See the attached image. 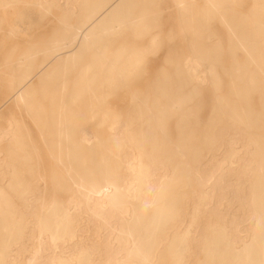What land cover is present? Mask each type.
<instances>
[{"label":"bare ground","instance_id":"obj_1","mask_svg":"<svg viewBox=\"0 0 264 264\" xmlns=\"http://www.w3.org/2000/svg\"><path fill=\"white\" fill-rule=\"evenodd\" d=\"M151 1L0 0L8 40L0 39V264L19 263L14 248L29 254L23 264H158L163 248L168 264H264V20L255 4L232 26L222 12L228 0H201L196 19V0L165 5L190 14L179 16L190 57L131 89L124 120L91 122L93 102L130 86L127 47L160 21L147 16ZM30 6L37 10L22 8ZM211 19L224 24L242 63L233 56L221 68V43L204 42ZM35 21L37 37L24 34ZM195 21L187 33L184 22ZM208 87L213 104L194 139L200 123L190 118ZM104 124L101 139L94 127ZM42 151L53 168L46 199Z\"/></svg>","mask_w":264,"mask_h":264},{"label":"rangeland","instance_id":"obj_2","mask_svg":"<svg viewBox=\"0 0 264 264\" xmlns=\"http://www.w3.org/2000/svg\"><path fill=\"white\" fill-rule=\"evenodd\" d=\"M29 2H33V0H27ZM37 1V0H36ZM201 0H196L197 4H195L193 11H192V17L196 19V9L201 6ZM151 9L150 12L148 13V17L150 18H160V21L157 22L158 25H154L150 27L147 37L145 39V42H141L142 40L140 38H137L135 44L133 45L132 48L127 47L128 50L132 51V58H134L135 62L133 64V70L130 73L127 81L129 82L130 86L128 85L127 87L123 86H117L114 88H110L113 93L106 95L104 98V101L101 103H96L93 102V107L95 110L92 111V113L95 114L94 119H92V123L95 124L96 122H100L103 116H105L104 122L108 123L109 119L111 118L108 115L112 114H121L122 117L121 119L124 120L125 114L127 113L129 109V98L130 95L128 94L129 91L132 90H137L141 91L146 88V85L153 81L156 75L160 74L161 71L166 74V73H171L173 72L172 68L173 65L175 64L177 67H181L184 59L190 57L188 53V48L186 46V40L183 38L181 35V29H180V19L179 16L182 18V20L187 18V16H190L189 13H182L181 15H178L177 11L173 8L165 9V5H171L172 0H152L151 1ZM255 4L256 7L254 8V12L256 17H260L261 20H264V0H228L227 2L224 3V8L222 9V12L226 16V19L230 22V26L235 25L234 22L231 21V18H237V19H242L246 14H248L251 8V5ZM26 8L29 11H34L37 10V6L33 7H22ZM262 12V13H260ZM199 16V14H198ZM252 16V14H251ZM6 17V15H5ZM55 17H58V13H56ZM132 17V15H131ZM10 18H14V16H10ZM155 18V19H156ZM7 19V17H6ZM53 21L50 23V27L56 28L58 24L54 20V16H52ZM185 28L187 27V33L188 31H192V28H195L197 26V21L195 23H186ZM243 23V24H242ZM237 26H242L246 25V22L244 21H239L236 23ZM7 26V21L3 22L2 24V31H0V35L3 36V39H1V42H8V40L5 39V28ZM32 30L24 31V34H32L37 37V21L35 23L31 24ZM198 26H201L199 24ZM203 35H206L207 38L204 39V42L207 43H213L215 40H219L221 43L222 49L221 53H219V60L220 63L222 64L221 68L227 69L229 67V62L231 57H235L239 63H242L244 60V54L238 49L233 48V45H231L228 41V31L224 27V24L220 23L218 20L211 19L209 21H206L203 25ZM47 34L50 33V30H48V27H46L45 30H43ZM202 33V31H201ZM261 39H264L262 37ZM260 39V40H261ZM190 43H198L199 40L189 38L188 39ZM20 39H14L11 42H19ZM203 41V40H202ZM0 42V43H1ZM119 42V41H118ZM122 43L123 41L120 40ZM123 45V44H122ZM124 46V45H123ZM196 51L199 48L198 46L193 45L192 46ZM115 45L106 47V51L109 53L114 50ZM234 54L231 55V52ZM126 54V55H125ZM130 55V51H127L124 53L123 56ZM162 68V70H160ZM220 69V68H219ZM218 72L221 74V70H218ZM222 77L221 79V86H219L218 92L221 93L224 97L226 93H229V72H222ZM132 89V90H131ZM103 90H106L105 88ZM108 90V89H107ZM182 90V89H181ZM185 90V89H184ZM183 90V91H184ZM203 90V95H204V103L202 105H199L198 108H195L194 115L191 116V121H199L200 127H197L196 133L193 135V138L196 139L200 137L199 135V130L202 127L201 124H203L208 116L209 110L213 104V95L211 92V88H204ZM116 92V93H115ZM195 104H198L196 100H192L187 104V106H192ZM249 104L250 106L254 107L255 109H258L260 106L259 102V95L256 92H252L249 95ZM223 124L224 122L222 121V126L221 124L217 127L218 130L219 128L223 129ZM95 130L97 131V135L99 138L103 139L108 137L110 133V129L106 124L102 126H97L94 127ZM259 131V130H258ZM261 131V130H260ZM218 138V140L221 138L217 134L215 136ZM220 142V141H218ZM193 143V142H192ZM203 146H216V142L213 143H203ZM209 152L207 150H203L201 152V155H207ZM215 154H219L216 153ZM41 173L44 174L43 176L45 179V184L43 183V190L42 193L44 194V199H46L52 192H51V184H50V173L53 170V168L50 166V159L48 158L49 156L45 152H41ZM48 156V157H47ZM46 166V167H45ZM52 169H51V168ZM48 168V169H47ZM50 169V170H49ZM49 170V171H48ZM193 171V169H191ZM44 172V173H43ZM46 172V174H45ZM49 173V174H48ZM193 178V175H191ZM232 201V202H231ZM234 199H230L229 204H227V211H234L235 208H237V203L236 201L234 202ZM12 202L15 205H19L18 200L15 198L12 199ZM21 209L20 207H18ZM234 208V209H233ZM84 236H86V232L84 233ZM33 239V238H32ZM30 244V241L27 242V245ZM24 248H14L12 253L16 255L17 261H19L18 264H23V259L25 256H28L29 254L26 252L24 253ZM29 250V246L26 248ZM167 250L166 248H163L160 254V260L158 264H168V257L166 254Z\"/></svg>","mask_w":264,"mask_h":264}]
</instances>
